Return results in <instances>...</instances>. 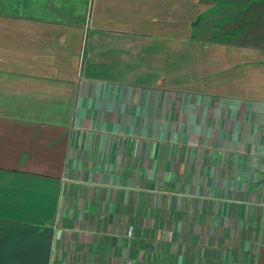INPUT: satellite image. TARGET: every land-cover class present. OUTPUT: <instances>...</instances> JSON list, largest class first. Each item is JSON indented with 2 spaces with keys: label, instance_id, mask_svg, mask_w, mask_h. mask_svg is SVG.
Listing matches in <instances>:
<instances>
[{
  "label": "crops",
  "instance_id": "crops-1",
  "mask_svg": "<svg viewBox=\"0 0 264 264\" xmlns=\"http://www.w3.org/2000/svg\"><path fill=\"white\" fill-rule=\"evenodd\" d=\"M0 264H264V0H0Z\"/></svg>",
  "mask_w": 264,
  "mask_h": 264
},
{
  "label": "rangeland",
  "instance_id": "rangeland-1",
  "mask_svg": "<svg viewBox=\"0 0 264 264\" xmlns=\"http://www.w3.org/2000/svg\"><path fill=\"white\" fill-rule=\"evenodd\" d=\"M157 26V25H156Z\"/></svg>",
  "mask_w": 264,
  "mask_h": 264
}]
</instances>
